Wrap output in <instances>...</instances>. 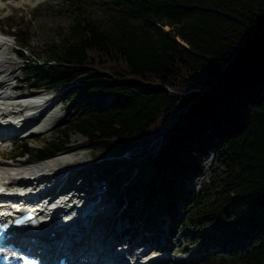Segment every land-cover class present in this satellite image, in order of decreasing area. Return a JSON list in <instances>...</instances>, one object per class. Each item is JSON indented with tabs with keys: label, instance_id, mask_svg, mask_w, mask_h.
Wrapping results in <instances>:
<instances>
[{
	"label": "trees",
	"instance_id": "trees-1",
	"mask_svg": "<svg viewBox=\"0 0 264 264\" xmlns=\"http://www.w3.org/2000/svg\"><path fill=\"white\" fill-rule=\"evenodd\" d=\"M57 7L69 22L37 51L8 26L24 84L62 97L66 114L13 157L50 159L77 133L93 160L83 171L114 190L124 236L156 235L168 217L166 236L200 254L189 264H264V0Z\"/></svg>",
	"mask_w": 264,
	"mask_h": 264
},
{
	"label": "rangeland",
	"instance_id": "rangeland-1",
	"mask_svg": "<svg viewBox=\"0 0 264 264\" xmlns=\"http://www.w3.org/2000/svg\"><path fill=\"white\" fill-rule=\"evenodd\" d=\"M57 5L58 0H0V33L5 37L8 43L7 50L3 55H0V72L4 75L7 74V77L3 80H7L8 86L1 90L4 92L6 91V94L12 96H31L29 97L30 102L47 101L46 107L43 106V109H45V116L38 121V125L28 127L27 130L15 136L14 139L10 138L6 140L5 145H7L8 148L4 150L5 152H0V156L3 155L5 160L9 162H19V169H27V167H33L34 165L38 167V165L44 163V161L24 163L22 158L15 159L13 155L18 152L19 145L27 142V147L34 148L41 145L43 141L49 140L58 127L57 125L65 123L66 114L62 97L55 96L51 91H29L28 85L24 84V80L21 76L22 61L15 54L16 46L14 39L12 36L7 35L10 31L8 26L15 25L21 28L23 26L27 30L32 50L37 51L38 48L45 43L57 39L59 32L62 31L69 22L68 15L58 11ZM53 6L54 9L52 8ZM165 30L167 29L165 28ZM29 108L30 106H27V108L25 107V110H22V114L13 116V119L18 121L20 118L24 117L22 115L32 114L36 110ZM40 108L42 109V107ZM40 108H38V110ZM27 119L25 123H30L34 120L32 115H29ZM39 126L45 127V133H35V130H37ZM68 140V143L65 145L67 150L61 155L66 158V163L59 164L61 160L58 159L61 157L58 155L47 159L48 162L58 164L56 167L49 169L46 173H57L55 174L56 177L68 175L70 177L66 178L69 179L73 177L71 186L76 190L73 192L88 199V201H86L87 207L84 208H89L93 205L92 208L94 209L90 207V214H98L99 216L105 213L107 214L100 223V226L103 227L102 232L107 233L113 230L112 235L114 237L111 235L113 241L118 240L126 247L127 245L124 240L126 237H118L119 231L126 228L127 225L125 221L120 220V205L113 196L112 191L114 190L106 186L95 174H88L83 171V168L89 166L93 161L91 151L83 147L85 138L77 133H72ZM211 160V156L207 158L203 164V174L188 183V186L195 192L201 191L207 185ZM44 165H47V163L41 166ZM39 177H42V175ZM63 184L69 185V182H64L62 185ZM80 188L82 190H79ZM163 221L164 225L161 226L162 232L157 233V236L155 235L153 238H150V235L147 234L149 238L142 237L140 239L139 235L133 238L132 242L144 239L149 241L143 248L147 249V252L141 260H153V264H189L198 261L200 254H197L195 249H190L189 244H183L181 239H173L166 236L165 230L170 220L168 217H164ZM133 250L135 251L137 249L134 248Z\"/></svg>",
	"mask_w": 264,
	"mask_h": 264
},
{
	"label": "bare ground",
	"instance_id": "bare-ground-1",
	"mask_svg": "<svg viewBox=\"0 0 264 264\" xmlns=\"http://www.w3.org/2000/svg\"><path fill=\"white\" fill-rule=\"evenodd\" d=\"M7 45L8 43L5 37L0 33V55H3L7 50ZM6 75L0 72V131L3 132L7 129L8 132L13 131L14 133L15 130L20 127L25 131L28 127L33 125L37 126L38 121L45 116V109H43V106L47 105V101L30 102L29 97L31 96H12L6 94V91L4 92L1 90L8 86L7 80H3L7 77ZM27 106H30L31 109H36L35 112L32 114H24L22 115L24 116L23 118L15 121L13 116L21 115L22 110H25ZM40 107H42V109ZM38 108L40 109L38 110ZM29 115H32L34 120L30 123H25ZM45 131L46 129L44 126H39V128L35 130V133L42 134L45 133ZM2 134L3 133L0 132V152H5L4 150L8 148V146L5 145L6 140L12 137H4ZM61 155L63 154L58 155L61 157L58 159L61 160L59 164H65L66 158ZM45 163H47V165L41 166ZM42 164L38 165V167L34 165L33 167H27V169H19V162H9L4 159L3 155L0 156V189H5L6 191L5 195L0 193V218L7 219L10 217V215L14 213L13 206H22L33 202L34 204L32 206H34V209L40 211L35 222L28 226L27 230L9 231L7 233L1 257L12 255L17 250L18 246L27 247V244L32 241H35L38 247L47 245L50 239L58 241L64 240L65 243H71L74 242V239H76L75 237L79 235L78 239L81 242H91L93 245H97L103 252L108 251L110 254L105 257H112L110 258L111 263L141 264L143 262L141 259L145 252L138 253L137 251L139 247L143 249L147 243L142 244L144 246H139L138 244L143 241L139 240L125 247L122 245L123 243L117 240L112 247L114 249H120V253L119 255L117 253H112L113 251L110 248L111 241L108 237L112 235L113 230L104 233L102 232L103 227L100 226L101 221L104 220L107 214L105 213L102 216L90 214L89 210L93 205L89 208H84L87 207L86 201H88V199L73 192L76 191L74 187L71 186L73 177L69 179L66 178L70 177L68 175L56 177L55 174L57 173H46L49 169L56 167L58 163L54 164L47 160ZM40 175H42V177H39ZM63 181L69 182V185H62V183H64ZM79 190L82 189L80 188ZM61 215L63 219L58 220L57 218ZM53 222L58 224L63 223L65 226L53 230ZM52 234L54 237L51 238ZM98 241L100 244L97 243ZM68 248L71 251H75V248ZM134 248L137 250L134 251ZM10 260H12V257H8L7 262ZM151 262H153V260L148 261L149 264Z\"/></svg>",
	"mask_w": 264,
	"mask_h": 264
},
{
	"label": "water",
	"instance_id": "water-1",
	"mask_svg": "<svg viewBox=\"0 0 264 264\" xmlns=\"http://www.w3.org/2000/svg\"><path fill=\"white\" fill-rule=\"evenodd\" d=\"M177 41H179V40H177Z\"/></svg>",
	"mask_w": 264,
	"mask_h": 264
}]
</instances>
